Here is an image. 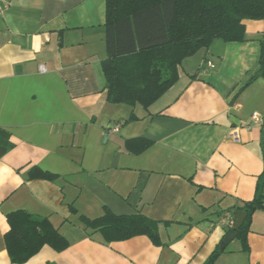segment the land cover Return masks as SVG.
<instances>
[{"label":"crops","instance_id":"0c3cea01","mask_svg":"<svg viewBox=\"0 0 264 264\" xmlns=\"http://www.w3.org/2000/svg\"><path fill=\"white\" fill-rule=\"evenodd\" d=\"M5 2L0 128L13 147L0 159V264H11L6 215L18 210L48 218L69 241L25 264H205L264 172V121H252L264 118V78L249 83L264 21L246 22L243 42L216 39L186 59L179 80L145 110L108 100L106 0ZM140 138L151 141L146 150L128 148ZM35 167L60 179L31 180ZM107 209L160 222L163 246L145 236L106 243L85 229L80 216ZM248 243L243 252L233 241L215 264H264V210L253 215Z\"/></svg>","mask_w":264,"mask_h":264},{"label":"trees","instance_id":"16d2710c","mask_svg":"<svg viewBox=\"0 0 264 264\" xmlns=\"http://www.w3.org/2000/svg\"><path fill=\"white\" fill-rule=\"evenodd\" d=\"M249 21H264V0H106L107 59L102 69L109 102L148 109L179 80L186 59L208 49L216 39L227 43L245 41ZM260 48L258 70L249 83L264 78V38ZM130 120L139 118L131 114ZM133 142L139 146L136 153L151 145V141L140 138L128 143L131 150ZM12 147L11 134L0 128V159ZM29 179L58 182L60 175L35 167ZM261 210L264 172L258 178L254 198L235 209L234 218L238 212L246 214L244 223L235 232L234 221L229 222L226 234L205 264H215L221 255L231 252L235 240L240 242L241 251L249 252L252 218ZM71 213L77 214L72 206ZM6 218L10 229L4 240L11 264L29 262L46 246L57 253L69 248L68 239L46 217L18 210ZM80 221L86 230L100 233L106 243L145 236L153 245L163 246L161 223L141 213L116 215L107 209L101 217L80 216Z\"/></svg>","mask_w":264,"mask_h":264},{"label":"built area","instance_id":"2783aa9c","mask_svg":"<svg viewBox=\"0 0 264 264\" xmlns=\"http://www.w3.org/2000/svg\"><path fill=\"white\" fill-rule=\"evenodd\" d=\"M9 7V4L5 2V0H0V14H2L7 8ZM40 71L41 72H46V69L41 66L40 67ZM252 121H254L255 123H261L264 121V118L258 114V113H254L252 115ZM115 132L119 131V126H116L114 129ZM235 138L237 137L236 134L234 136Z\"/></svg>","mask_w":264,"mask_h":264},{"label":"water","instance_id":"95a60500","mask_svg":"<svg viewBox=\"0 0 264 264\" xmlns=\"http://www.w3.org/2000/svg\"><path fill=\"white\" fill-rule=\"evenodd\" d=\"M246 219V214L244 212H238L234 219V231H238Z\"/></svg>","mask_w":264,"mask_h":264}]
</instances>
